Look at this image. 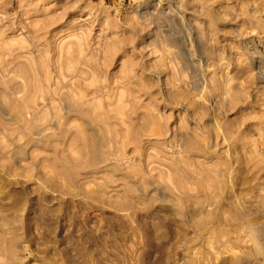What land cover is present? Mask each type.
I'll return each instance as SVG.
<instances>
[{"label": "rangeland", "instance_id": "obj_1", "mask_svg": "<svg viewBox=\"0 0 264 264\" xmlns=\"http://www.w3.org/2000/svg\"><path fill=\"white\" fill-rule=\"evenodd\" d=\"M0 264H264V0H0Z\"/></svg>", "mask_w": 264, "mask_h": 264}, {"label": "bare ground", "instance_id": "obj_2", "mask_svg": "<svg viewBox=\"0 0 264 264\" xmlns=\"http://www.w3.org/2000/svg\"><path fill=\"white\" fill-rule=\"evenodd\" d=\"M189 44H190V42H189ZM189 46H190V45H189ZM186 49H187V48H186ZM187 51H189L188 55L191 56L190 59H191V61H192V63H193V62H194V59H193V57H192V56H193V55H192V51H190V49H187ZM193 53H194V52H193ZM196 60H197V59H196ZM197 61H198V60H197ZM195 64H196V63H195ZM224 134H225V133H224ZM224 134H223V135H224ZM238 141H239V140H238ZM186 162H187V161H186ZM186 162H184V163H185V164H184L185 166H186V164H187ZM188 164H189V163H188ZM179 166L181 167L180 164H179ZM180 167H179V168H180ZM187 167H188V165H187ZM178 170H179V169H178ZM175 171H176V170H175ZM178 172H179V171H178ZM180 172H181V171H180ZM181 173H182V172H181ZM175 175H176V173H175ZM182 175H183V174H181L180 176H182ZM177 176H178V174L176 175V177H177ZM182 177H183V176H182ZM173 178H174V177H172V179H173ZM175 179H176V178H175ZM175 179H174V180H175ZM177 179H178V177H177ZM177 179H176V180H177ZM181 181H183V180H181ZM176 182H177V181H176ZM177 184H178V182H177ZM182 185H183V184H182ZM183 188H184V187H183ZM196 189H197V188H196ZM199 189H200V187H199ZM197 191H198V190H197ZM199 192H200V191H199ZM196 194H197V193H196ZM197 196H198V195H197ZM194 202H195V201H194ZM210 204H211V203H210ZM199 205H200V204H199ZM190 206H191V205H190ZM191 207H192V206H191ZM191 207H190V208H191ZM191 209H192V208H191ZM192 212H193V211H192ZM193 213H194V212H193Z\"/></svg>", "mask_w": 264, "mask_h": 264}]
</instances>
